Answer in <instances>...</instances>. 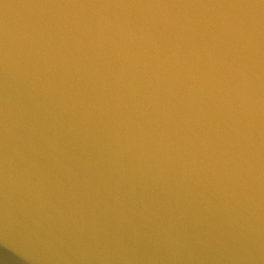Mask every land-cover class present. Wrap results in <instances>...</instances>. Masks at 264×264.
<instances>
[{
  "label": "water",
  "instance_id": "obj_1",
  "mask_svg": "<svg viewBox=\"0 0 264 264\" xmlns=\"http://www.w3.org/2000/svg\"><path fill=\"white\" fill-rule=\"evenodd\" d=\"M0 264H264V0H0Z\"/></svg>",
  "mask_w": 264,
  "mask_h": 264
}]
</instances>
